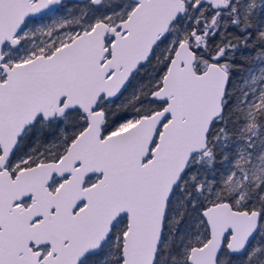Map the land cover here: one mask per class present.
<instances>
[{"label":"snow or ice","instance_id":"obj_1","mask_svg":"<svg viewBox=\"0 0 264 264\" xmlns=\"http://www.w3.org/2000/svg\"><path fill=\"white\" fill-rule=\"evenodd\" d=\"M0 264H264V0H0Z\"/></svg>","mask_w":264,"mask_h":264},{"label":"flooded vegetation","instance_id":"obj_2","mask_svg":"<svg viewBox=\"0 0 264 264\" xmlns=\"http://www.w3.org/2000/svg\"><path fill=\"white\" fill-rule=\"evenodd\" d=\"M76 3V0H64L63 5L66 7H72Z\"/></svg>","mask_w":264,"mask_h":264},{"label":"water","instance_id":"obj_3","mask_svg":"<svg viewBox=\"0 0 264 264\" xmlns=\"http://www.w3.org/2000/svg\"><path fill=\"white\" fill-rule=\"evenodd\" d=\"M64 1V0H63ZM71 1V0H70Z\"/></svg>","mask_w":264,"mask_h":264}]
</instances>
